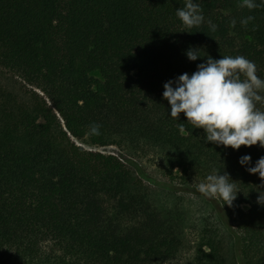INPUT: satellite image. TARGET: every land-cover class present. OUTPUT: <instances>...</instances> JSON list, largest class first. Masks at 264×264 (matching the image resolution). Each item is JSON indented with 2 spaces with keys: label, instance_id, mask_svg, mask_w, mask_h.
Instances as JSON below:
<instances>
[{
  "label": "trees",
  "instance_id": "obj_1",
  "mask_svg": "<svg viewBox=\"0 0 264 264\" xmlns=\"http://www.w3.org/2000/svg\"><path fill=\"white\" fill-rule=\"evenodd\" d=\"M193 2L204 22L188 30L185 0H0V264H168L192 227L182 264H264V182L247 171L264 148L206 141L162 95L208 56H244L264 79V6ZM77 141L155 155L168 184ZM217 172L239 190L232 207L195 190ZM185 192L215 215L193 218Z\"/></svg>",
  "mask_w": 264,
  "mask_h": 264
},
{
  "label": "clouds",
  "instance_id": "obj_2",
  "mask_svg": "<svg viewBox=\"0 0 264 264\" xmlns=\"http://www.w3.org/2000/svg\"><path fill=\"white\" fill-rule=\"evenodd\" d=\"M264 6V0L257 4L255 0H242L240 7L253 10ZM176 15L185 29L198 28L204 22L199 4L185 0L184 7L176 10ZM254 16L241 20L246 26ZM211 31L216 25L208 21ZM235 27L236 21L230 22ZM187 31V30H186ZM191 32V31H188ZM190 61H196L200 55L198 49L189 48L186 52ZM163 98L170 105L171 118L179 120L183 113L192 128H201L206 133L205 140L225 148L239 150L241 146L251 147L259 144L264 148V79L257 74V66L244 56H222L213 59L208 56L206 62L197 65L191 75L187 72L163 85ZM100 125L92 124L89 135H100ZM185 131L184 124L179 125ZM239 163L249 165L251 156L240 157ZM251 174H258L264 182V156L254 167H248ZM229 174H210L206 182L196 185L201 195L216 200L221 207L233 206L239 190ZM257 202L264 205V191L260 192Z\"/></svg>",
  "mask_w": 264,
  "mask_h": 264
},
{
  "label": "rangeland",
  "instance_id": "obj_3",
  "mask_svg": "<svg viewBox=\"0 0 264 264\" xmlns=\"http://www.w3.org/2000/svg\"><path fill=\"white\" fill-rule=\"evenodd\" d=\"M79 144L87 147V148H93L89 146L88 144H83L79 141H77ZM93 149H98L100 151H103L105 153H112L116 154L119 157H122V159L126 162L128 160H132V163L129 165L133 168L136 169V165L133 163L137 162L138 167H140L142 170H144L150 177L155 179L156 181L167 185V179L164 177L163 173L161 172V162L159 158L155 155H146L143 158H136V159H131L126 153H124L122 150H120L117 146H106V147H99V148H93ZM148 182V179H147ZM156 184V182H155ZM185 205L190 209L192 213L193 218H199L201 214H209L214 216L215 211L209 204L207 200H205L204 197H198L197 195H194L191 192H185ZM194 226V225H192ZM195 229L192 227L190 233H189V243L183 253V255L178 258L177 260H173L168 262V264H182L184 261L187 260V258L193 253L194 249V240H195Z\"/></svg>",
  "mask_w": 264,
  "mask_h": 264
}]
</instances>
